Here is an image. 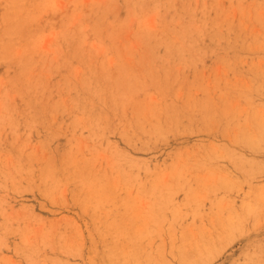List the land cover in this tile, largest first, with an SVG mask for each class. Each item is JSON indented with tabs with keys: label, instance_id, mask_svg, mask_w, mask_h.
Returning <instances> with one entry per match:
<instances>
[{
	"label": "rangeland",
	"instance_id": "1",
	"mask_svg": "<svg viewBox=\"0 0 264 264\" xmlns=\"http://www.w3.org/2000/svg\"><path fill=\"white\" fill-rule=\"evenodd\" d=\"M0 264H264V0H0Z\"/></svg>",
	"mask_w": 264,
	"mask_h": 264
}]
</instances>
